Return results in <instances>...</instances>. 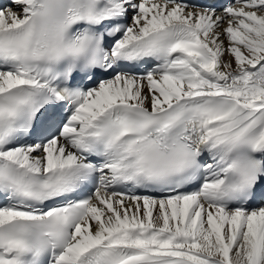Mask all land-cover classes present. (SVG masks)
Wrapping results in <instances>:
<instances>
[{"label": "snow or ice", "instance_id": "obj_1", "mask_svg": "<svg viewBox=\"0 0 264 264\" xmlns=\"http://www.w3.org/2000/svg\"><path fill=\"white\" fill-rule=\"evenodd\" d=\"M0 264H264V0H0Z\"/></svg>", "mask_w": 264, "mask_h": 264}]
</instances>
